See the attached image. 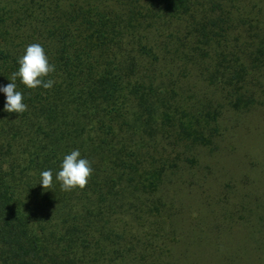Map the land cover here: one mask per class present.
<instances>
[{
	"label": "trees",
	"instance_id": "trees-1",
	"mask_svg": "<svg viewBox=\"0 0 264 264\" xmlns=\"http://www.w3.org/2000/svg\"><path fill=\"white\" fill-rule=\"evenodd\" d=\"M33 43L55 83L17 78L21 115L0 92V227L43 232L49 208L76 236L113 213L151 240L176 236L191 208L179 192L218 148L221 117L264 104V0H0V87ZM77 149L93 174L66 192L56 175ZM26 241L20 264H46Z\"/></svg>",
	"mask_w": 264,
	"mask_h": 264
},
{
	"label": "rangeland",
	"instance_id": "rangeland-1",
	"mask_svg": "<svg viewBox=\"0 0 264 264\" xmlns=\"http://www.w3.org/2000/svg\"><path fill=\"white\" fill-rule=\"evenodd\" d=\"M220 124L218 148L203 156L205 171L179 192L191 208L179 216L177 226L184 228L176 236L151 240L146 226L139 231L135 221L121 222L115 213L101 234L76 236L46 208L43 232L25 224L19 239L0 227V264L29 257L27 239L35 260L46 264H264V104L226 113Z\"/></svg>",
	"mask_w": 264,
	"mask_h": 264
},
{
	"label": "clouds",
	"instance_id": "clouds-1",
	"mask_svg": "<svg viewBox=\"0 0 264 264\" xmlns=\"http://www.w3.org/2000/svg\"><path fill=\"white\" fill-rule=\"evenodd\" d=\"M18 64V71L12 74V82L0 87V92L6 95L4 111L21 115L27 111V105L24 103L23 94L17 90L16 79L19 78L20 82L29 89L38 87L51 89L55 81L46 78L55 72V65L49 62L44 48L39 43L28 45L24 54L18 59ZM92 174L93 168L90 161L81 158V153L77 149L63 157L61 170L57 173L56 180L60 182L63 191L84 190ZM40 184L44 189H52L51 170L41 172Z\"/></svg>",
	"mask_w": 264,
	"mask_h": 264
}]
</instances>
